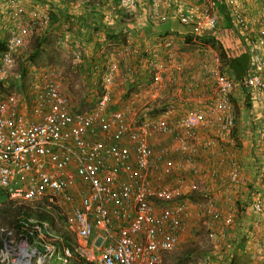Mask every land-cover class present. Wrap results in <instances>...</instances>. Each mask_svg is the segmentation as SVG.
Wrapping results in <instances>:
<instances>
[{"label":"built area","instance_id":"2783aa9c","mask_svg":"<svg viewBox=\"0 0 264 264\" xmlns=\"http://www.w3.org/2000/svg\"><path fill=\"white\" fill-rule=\"evenodd\" d=\"M220 1L249 56V70L241 78L231 77L222 72L219 54L204 49L205 63L197 78L206 82L209 92L185 98L195 105L184 112L150 117L145 115L150 108L144 112L135 98L123 101L119 96L118 105L114 101L115 80L132 78L141 70L130 63L137 51L129 41L112 52L111 60L93 68L103 73V80L92 110L74 111L54 73L32 66L28 74L36 78L28 87L31 103L21 115L20 98L6 85L22 82L15 69L18 56L48 30L50 9L40 1L0 0V190L11 201L46 202L47 208L59 210L76 238L77 256L86 262L165 264L166 257L183 245L194 212L208 219L211 248L203 264H230L240 251L238 245L255 236L257 218L264 219V0ZM120 4L133 12V18L125 20L124 33L132 20L142 17L151 24L171 19L191 29L182 36L196 39L214 30L220 20L219 0ZM137 8L144 14L138 15ZM101 36L98 39L105 41ZM173 38L162 36L158 45L170 51ZM148 45L140 51L152 76L146 89L163 87L165 71L157 65L158 49L154 43ZM246 98L253 107L252 123L262 118L263 122L250 125L244 140L247 151L238 158L232 136L234 102ZM206 153L218 158L204 171L198 162ZM186 170L192 181L183 176ZM248 172L257 178H247ZM197 192L205 201L187 203L186 198ZM217 199L228 207L219 208ZM229 229L235 230L233 237ZM9 241L3 251L14 258L12 264L22 261L23 246L28 253L37 252L25 239L19 245ZM45 249L50 251L47 244ZM241 251L264 264V241L246 242Z\"/></svg>","mask_w":264,"mask_h":264},{"label":"rangeland","instance_id":"374dc122","mask_svg":"<svg viewBox=\"0 0 264 264\" xmlns=\"http://www.w3.org/2000/svg\"><path fill=\"white\" fill-rule=\"evenodd\" d=\"M81 1L82 0H73V3H75L76 5L82 3ZM91 1L96 2V0ZM69 12L70 18L67 19V23L63 24V31L61 30L50 32L46 35H42L40 37L41 40L39 38L32 40L30 46L18 56L15 69L16 71L21 70L20 65L25 62L26 57L30 56L33 53L38 40H40L41 47L39 53L36 57L33 58V60H31V65L33 66V68H43L52 71L54 73V76L59 81L63 93L71 103L73 110L77 112H85L92 110L90 104H92L94 100L96 101L97 96L100 94L99 91L101 88V82H99V79L101 72H96L90 67L93 60L97 59L100 56V53L96 55V53L93 54V50L85 49L82 47V44L84 42V38L82 37L84 33V26H81L80 24L81 20L84 19L82 17H76L73 15L76 14L77 11L69 10ZM76 15L79 16V14ZM164 24L165 23L162 22L156 25L159 29H161L160 27H164ZM172 27L173 26H171L170 24L169 28ZM160 32L164 31L162 30ZM173 32L171 31L170 33L174 34ZM151 34L156 35L157 33L151 30ZM175 37L176 38H173L172 48L170 51L164 50L160 45H158V43H160V40L158 38L152 39V37H150L148 39L152 43L156 44V48L158 49L157 65H159V69H163L165 73H163V87L141 89L140 92L132 91V93L128 96L129 98H135L138 101L141 110H143L144 112L149 108V111L152 108H163L164 104L167 102L171 103V107H169L168 110L166 109L165 111L160 112L164 113L167 111L169 112V115H172V113L175 114V112H177V107L175 106L176 103L177 106L179 104V96L182 98V100H184L185 98L189 99L194 95L205 96V94L209 92L207 90V93L193 94L189 97H187V95H184L185 97L181 95V81L183 82V79H186L187 84H190V86L194 87L195 90V87L198 83V78L196 79V77L194 76L188 77L187 68L191 64L197 63L196 51L199 48L203 47L202 45L200 46V42L197 40V38L193 39L190 44H187L182 39V41H180L177 36ZM92 38H94V36ZM107 40L108 39L106 38V41ZM129 45L131 46V44ZM117 48H119V46L112 48L110 47V45H107L106 49L103 48L99 51L101 52V54H107V58L105 57V59L109 58V60H111L114 55V53L112 54V52L116 51ZM204 49L217 52L210 46H208V48L205 47ZM166 52L171 53V55L169 56V53L167 54ZM74 53H76V56L74 55ZM77 56H79L78 60L75 59ZM166 56L169 57L167 62L165 61V58H167ZM141 66V69H143V71L148 69L146 65V59L141 60ZM186 74L187 76H185ZM35 78V76L26 74L22 82L16 83L15 81H12L9 83L10 90L12 89V93L18 95L20 98L21 108L19 109V113L23 116L27 113L30 107L28 105L31 103V93L28 87L32 80H34ZM131 79L132 78L129 77L123 79L118 78V80H115L114 86H112V91L114 94V101L117 105L119 104V96H122L124 98V96H127V94L129 93L127 88L123 87V85L125 84L124 80L131 81ZM181 106L184 105L181 104ZM234 106L236 109L237 121L242 126H248L247 124L251 125L252 120L254 119V113L252 110L253 107H250V105L247 104L246 100L242 102L239 101L238 103L235 101ZM191 107H193V105H185L183 108L187 109ZM179 110L181 109L179 108ZM148 112H145V115ZM260 112L263 113V111ZM246 129L248 130V132L250 131L249 126L248 128L246 127ZM244 140L245 139H242L241 142L238 140V142L235 141V144L237 146V150L235 153H237L238 158L242 157V152L244 153L247 151L245 148V142L247 141ZM261 151L264 152L263 149H261ZM208 159L210 163L209 165H207V167H204L203 163L199 164V168L201 170L207 171L214 162L213 161L211 163V160H215V158L206 157L205 161H207ZM183 176L187 178V180L192 181L193 176L188 173L187 170L185 173H183ZM246 176L247 178H257V176L253 177L252 173L250 172H248ZM203 195L204 194L202 192L193 193L189 196L190 201L193 203H203L205 201V197ZM5 199L6 195L4 191L0 190V205L5 201ZM207 224V218L197 216L193 212V214H191L190 216V227L188 232L184 236L183 245L181 246V248L177 249L175 252L167 256L165 264H203V261L208 258V254L211 248L210 241L207 238ZM9 240H13L15 243H17V245H19V241L15 240L13 236H10L7 241ZM46 244L47 246H49L50 251L47 252L46 249V252H44L43 254L36 252L28 256L26 259H29L30 261L27 264H66L60 252H57L54 248H52V245L49 243V241ZM30 248V250L34 249V246L30 245ZM234 259H237L235 264H257L256 262H254L253 256H251V258H248V256L244 254L243 256L239 255L237 257L235 255ZM13 260L14 258L11 257L10 254H8L6 251L0 252V264H12ZM223 264L228 263L223 262Z\"/></svg>","mask_w":264,"mask_h":264},{"label":"trees","instance_id":"16d2710c","mask_svg":"<svg viewBox=\"0 0 264 264\" xmlns=\"http://www.w3.org/2000/svg\"><path fill=\"white\" fill-rule=\"evenodd\" d=\"M33 1H40L44 6H47L50 9L48 12L49 28L46 32H44L45 35L50 32L61 31L63 29V24L67 23V19H69V10L71 9L75 11L77 10L84 11L85 13H89V14L91 13L93 17L97 16L99 21H95L97 22L96 24H94L93 22V25H95L97 31L99 30L100 27L103 26L102 13L101 11L97 10L95 5H91L86 2H82L80 4L75 5V3H73V0H33ZM51 2L53 4H51ZM120 2L121 0H105V7L103 8L104 11L102 12L105 13L110 12V14H113V16L115 15L116 17L115 19L117 21H120L119 22L120 25L122 24L124 25L126 19L128 20L133 18L132 16L133 12L130 13V11L132 10L123 7L120 4ZM138 6L139 4L135 3V7ZM218 6H219L218 10L220 11V20L214 30H212L211 32H202L199 34V37H197V40L200 42L199 43L200 46L202 45L203 48H199L196 51L197 63L191 64L187 68L188 77L194 76L197 79L198 74L201 73V70L203 69L205 63L204 48L208 46L215 49L219 54L220 62H221V70L223 73H226L231 77L241 78L249 70V56L243 46V42L241 41V38H239L237 32L233 29L227 16H225L223 3L220 0ZM137 9L139 10V8ZM142 10L143 9L140 8V10L138 11V15L144 14ZM142 18L141 21L137 20L138 23H136V20L135 21L132 20L131 22L136 23L137 25L140 24L142 29L144 28L148 29V27H151V29L148 30L149 32H151V30L153 31L156 24H151L149 20L146 21L144 20V17ZM177 23L180 24L179 22ZM80 25L84 26L83 22H81ZM122 28L123 31L124 29H126L124 27ZM101 31L109 41L121 43L119 44L120 46H122V44L125 45L127 41H129L130 35L128 36L127 32H130L132 38H135V36L137 35L135 33V29L131 30V27L130 30L126 32L127 34L124 32L114 33L112 29L106 28V26H104ZM142 33L143 35H141L140 33L138 35L145 39H149L148 37L151 36V34L146 32V30L145 32ZM156 33L157 34L159 33L158 38H160L162 36L169 35L170 32L157 31ZM228 35H232L236 37L241 42L242 51H243L241 55L235 57L231 56L229 51L224 48L223 42ZM90 36H93L92 31L90 32ZM40 40H38L36 44V48L33 51V53L30 56L26 57L25 62H23L20 65L21 70L19 71L21 72L23 78L26 74H28V72L31 71L30 70L31 60H33V58L36 57L37 54L39 53L41 47ZM182 40L185 43L190 44L193 39L186 35L182 37ZM86 41L87 40L83 42L84 46L82 45V47L88 49V44ZM98 48H99V44H97V47H95L93 50V54L100 53V56L97 59L93 60L92 64L90 65L92 69L98 64L104 65L105 61L107 60L104 58V54H101V52L98 50ZM140 51L141 50L137 51L136 53L137 55L131 59L130 63L132 65H139L142 68L141 60L144 59V55L140 53ZM133 77H132L133 80L131 79V81H126L127 79L124 80L125 84L123 85V87L124 88L126 87L129 93L127 94V96H124V98L122 97L123 101L128 100L129 98L128 96L132 93V91L137 92L141 89H146L149 83H151L152 81V76L150 75V71L148 69L144 71L143 69L138 70V72H136V74ZM102 80H103V73L101 72L99 82H101ZM181 83H182L181 95L183 96L187 95V97L192 96L193 94H204L207 91V87H208L205 81H202L201 83L199 82V80L197 87H195V90L194 87H191L190 84H187L186 79H183V82L181 81ZM138 85H141L142 88H138ZM96 102L97 100L96 101L94 100V102L90 104V107H92V109L95 107ZM246 102L247 104L250 105L249 98H246ZM169 107H171V103L166 102L163 108H159L162 110H159L158 108H152L147 114L151 117L161 113L162 111H165L166 109L168 110ZM240 125L241 124L237 121L236 118L235 125L232 129V136L235 139V141L238 140L241 142V140L244 139V137L242 138L240 137L241 135ZM186 199H187V203H193L190 201V197H187ZM236 203L239 205V202ZM47 206L48 205L46 204V202H39L32 205L14 202L9 200L6 195L5 201L0 205V252L3 251L4 245L7 242V240L10 238V236H13L17 241H20L22 239L27 240L28 243L31 246H34L37 252L41 254L46 252L45 244L49 241L52 247L57 252H60L64 260H66L65 262L66 264H91L81 259L79 256H77V253L75 252L77 242L76 239L73 238L74 234L70 232L68 228L66 217L62 215L59 212V210H55L54 208L49 209L47 208ZM257 220L259 224L262 225L264 224L263 218H257ZM44 224H46V226H44ZM36 226L41 228L40 232H38L35 229ZM8 233H10V235L7 236ZM40 234L42 235V237L39 236ZM258 240L259 243L263 244L264 235L262 238H259ZM66 251L70 253L69 257L66 256L65 254ZM230 264H233V261Z\"/></svg>","mask_w":264,"mask_h":264},{"label":"crops","instance_id":"0c3cea01","mask_svg":"<svg viewBox=\"0 0 264 264\" xmlns=\"http://www.w3.org/2000/svg\"><path fill=\"white\" fill-rule=\"evenodd\" d=\"M55 2V1H54ZM81 2H86V3H88V4H91V5H95L96 6V8H97V10L98 11H101V13H102V18H103V21H102V24H103V26L102 27H100L99 28V30L101 29H103V27L104 26H106V28H110V29H112V31L114 32V33H121L122 32V30H123V24L122 25H120L119 24V22L120 21H117L116 19V21H113V19L112 18H116V17H114L113 16V14H110V12H108V13H105V12H102V11H104V7H105V0H96V2L95 1H91V0H82ZM51 4H53L52 2H51ZM45 7H47V6H45ZM70 11H75V10H70ZM70 13V12H69ZM169 13H170V10H169ZM76 14H79V16H77ZM76 14H73L74 16H76V17H82L84 20H81V22H83L84 23V33H83V35H82V37L84 38V41L85 40H87L86 42H87V44H88V49H91V50H94V47H97V44H99V48H98V50H100V49H103V48H105L106 49V46L108 45H110V47H118V45L119 44H121V43H117V42H111V41H109V40H107L106 41V36L103 34V32L101 31V32H99L98 34H94V31L97 33V31H96V27H95V25H93V22H94V24H96L97 22H95V21H99L98 20V18H97V16H94L93 17V15L90 13H85L84 11H80V10H77V13ZM69 18H70V16H69ZM91 23H92V25H91ZM136 23H138L137 21H136ZM136 23H132L131 25H130V27H131V30L133 29L132 27H134V29H135V33L137 34L136 36H135V38H132V36L129 38V39H131V40H129V42H130V44H131V46H132V48L135 50V51H138V50H141L142 48L144 49V48H146V47H148L149 45V43L151 42L150 40H148V39H145V38H143V37H141V36H139L138 34L140 33L141 35H143V33L142 32H145V30H146V32H148L149 34H151V32H149V30L148 29H151V27H148V29H146V28H144V29H142V27H141V25L140 24H136ZM165 24H164V27L162 26V27H160L161 29H159L158 28V26L156 25L155 27H154V29H153V31L154 32H157V31H166V32H173L174 34H172V33H169L170 35H172V36H177V37H181L182 36V34H186V33H188V32H190L191 31V29H189V28H186V27H183V26H181L180 24H178L176 21H174V20H171V19H169L168 21H166V22H164ZM159 24V23H158ZM171 24V26H173L172 28H169V25ZM176 24H178V25H176ZM87 25H89V26H87ZM152 27V28H153ZM98 30V31H99ZM63 31V30H62ZM81 31V30H80ZM92 31V35L94 36V38H92L93 36H90V32ZM100 34H102V35H104V36H101ZM159 34V33H158ZM158 34H151V36H149L148 38H150V37H152V39L154 38V39H156V38H158L159 36H158ZM165 34V33H164ZM95 35H96V37H95ZM98 36V37H97ZM105 37V41H102V40H99L98 38L99 37ZM228 37V38H227ZM226 38H225V40H224V42H223V44H224V48L225 49H227L228 51H229V53H230V55L231 56H239V55H241L242 54V46H241V42L239 41V39H237L236 37H234V36H232V35H228ZM82 38V39H83ZM182 38H179V40H181ZM34 42V41H33ZM152 43V42H151ZM83 45V44H82ZM30 46V45H29ZM84 46V45H83ZM119 48H120V45H119ZM96 55H98V53H96ZM137 55V54H136ZM135 55V56H136ZM30 67H32V65L30 66ZM133 80V79H132ZM16 83H18V81H16ZM6 87L7 88H9L10 89V85L9 84H7L6 85ZM98 97V96H97ZM239 101H241V100H236V102L238 103ZM178 102H179V104H178V106H177V103H176V106L175 107H177V112H175V114L176 113H180V112H184V111H186V109L185 108H183L185 105H187V106H192L193 105V107H194V102H190V101H186V99H185V101L184 100H181V97L179 96L178 97ZM183 104L184 106H181V104ZM181 109V110H179V108ZM20 108H21V106H20ZM192 108V107H191ZM188 109V108H187ZM243 122V121H242ZM241 122V123H242ZM259 122V124H261L262 122H263V118L262 119H258V120H256V124H255V122H253V123H251V125H254V126H256L257 125V123ZM249 127H250V124H247ZM248 126H242V125H240V127H241V129H240V132H241V135H240V137L242 138V137H244V139L247 137V135H248V130L246 129V127L248 128ZM203 138L204 137H207V134L205 133V132H203V134L201 135ZM245 144H246V142H245ZM203 155V154H202ZM206 157H208V158H215V160H217V154L215 153V155H214V153H206V154H204L202 157H201V159L199 160V162H198V167H199V164L200 163H203V166L204 167H207V165H209V163H210V161H209V159L207 160V161H205V158ZM204 160V161H203ZM215 160H211V163L213 162V161H215ZM218 200V199H217ZM237 202V201H236ZM217 206H219V208H221V209H223L224 210V208H227L228 207V204H225L224 203V201H220V200H218V203H217ZM249 220H251V217L249 216ZM220 228H218V230H219ZM236 230H237V227L235 228ZM235 230H231V229H229L228 230V236H230V237H233L234 235L232 234V232H234ZM264 224L262 225V224H260L259 226H258V228L256 229V232H255V236H253V237H248L247 238V240H246V242H249V243H251V244H253V243H256V242H259V238H262L263 237V235H264ZM246 242H245V245H246ZM224 245H226V243H224ZM245 245H243V244H239L238 245V247L240 248L239 250L240 251H238V253H235L234 254V256H233V258H232V261H233V264H235L236 263V261H237V259L235 260L234 259V257H235V255H236V257L237 256H239V255H241V256H243V254L244 255H246V256H248V258H250V254L249 253H247V252H243V251H241V249L243 250L244 249V246ZM240 252V253H239ZM166 259H167V257H166ZM166 259H165V263H166ZM227 260V259H226ZM231 261V262H232ZM230 262V263H231ZM215 264H223V262L221 261H219V262H215Z\"/></svg>","mask_w":264,"mask_h":264},{"label":"bare ground","instance_id":"6f19581e","mask_svg":"<svg viewBox=\"0 0 264 264\" xmlns=\"http://www.w3.org/2000/svg\"><path fill=\"white\" fill-rule=\"evenodd\" d=\"M21 251H22V258H23V259H22L21 262L19 261V264H27V262H26V258H27L28 256L32 255L34 252H32L31 254L28 253V252H26V247H25V246L22 247Z\"/></svg>","mask_w":264,"mask_h":264}]
</instances>
